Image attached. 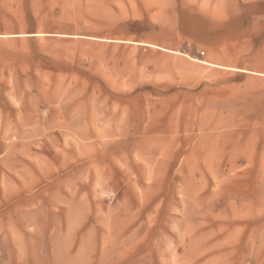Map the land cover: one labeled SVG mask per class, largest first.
<instances>
[{
	"label": "rangeland",
	"instance_id": "rangeland-1",
	"mask_svg": "<svg viewBox=\"0 0 264 264\" xmlns=\"http://www.w3.org/2000/svg\"><path fill=\"white\" fill-rule=\"evenodd\" d=\"M0 264H264V0H0Z\"/></svg>",
	"mask_w": 264,
	"mask_h": 264
}]
</instances>
